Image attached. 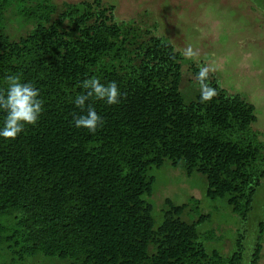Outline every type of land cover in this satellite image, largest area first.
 <instances>
[{
	"label": "trees",
	"instance_id": "1",
	"mask_svg": "<svg viewBox=\"0 0 264 264\" xmlns=\"http://www.w3.org/2000/svg\"><path fill=\"white\" fill-rule=\"evenodd\" d=\"M116 9L105 0H0V93L18 75L43 101L35 125L0 137V264H242L244 236L230 254L209 251L197 232L209 216L184 219L198 200L166 199L156 227L146 198L150 171L169 163L203 175L207 197L247 221L264 181L256 107L211 74L217 95L202 102L199 90L187 101L183 67L196 78L200 66L158 35V21H119ZM90 78L121 92L115 105L86 102L104 121L95 133L73 122L85 114L74 100ZM5 116L0 109V127ZM263 244L261 222L250 264H260Z\"/></svg>",
	"mask_w": 264,
	"mask_h": 264
},
{
	"label": "rangeland",
	"instance_id": "2",
	"mask_svg": "<svg viewBox=\"0 0 264 264\" xmlns=\"http://www.w3.org/2000/svg\"><path fill=\"white\" fill-rule=\"evenodd\" d=\"M81 0H58L59 3ZM116 5L119 21L131 19L153 24L159 23L158 35L170 40L181 50L191 45L199 52L197 60H190L202 67L214 63V75L221 87L239 94L256 107L258 121L254 128L263 133L264 142V0H105ZM17 25L11 27L15 33ZM189 60V59H188ZM200 90L189 65L183 67L182 92L187 101L194 99ZM155 179L151 198L156 227L164 221L165 200L176 205L191 198L199 201L197 210H188L184 219L193 222L200 215L209 219L197 227L199 239L207 250L230 254L235 243L244 236L242 264H250L261 222H264V181L258 188L253 209L247 221L241 220L226 200L207 197L205 177L195 173L188 177L181 168L169 163L150 171ZM211 239L208 235L213 234ZM32 264H49L41 259ZM264 264V244L262 259Z\"/></svg>",
	"mask_w": 264,
	"mask_h": 264
},
{
	"label": "clouds",
	"instance_id": "3",
	"mask_svg": "<svg viewBox=\"0 0 264 264\" xmlns=\"http://www.w3.org/2000/svg\"><path fill=\"white\" fill-rule=\"evenodd\" d=\"M181 54L189 60L199 58L198 50L191 45L184 47ZM216 70L215 64L210 63L200 67L196 75L202 102H208L217 95L216 90L208 83L210 73ZM6 82V93H0V109L6 113L3 126L0 127V137L11 140L15 139L26 125H35L38 122L43 111V101L39 99V91L30 83H22L18 75L6 77ZM81 87L85 92L77 95L74 103L85 114L74 117V126L95 133L98 127L103 126L104 121L93 107L86 106V102L95 97L106 101L108 105H115L120 102L121 92L116 82L104 85L97 78L85 79Z\"/></svg>",
	"mask_w": 264,
	"mask_h": 264
}]
</instances>
